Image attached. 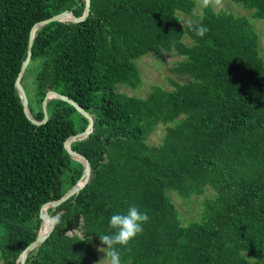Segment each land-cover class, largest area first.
<instances>
[{"label": "trees", "instance_id": "1", "mask_svg": "<svg viewBox=\"0 0 264 264\" xmlns=\"http://www.w3.org/2000/svg\"><path fill=\"white\" fill-rule=\"evenodd\" d=\"M229 1L264 20V0ZM193 7V0H90L86 20L53 22L35 32L20 81L32 73V118L43 119L42 101L51 91L88 112L94 132L70 145L89 161V182L48 208L54 229L27 253L25 264H94V241L114 232L110 217L132 205L150 221L120 248L122 264H264V62L258 36L247 18L206 9L190 24L210 31L199 37L188 25L195 44L178 45L176 13ZM84 8V0H0V264H18L43 231L41 206L60 199L84 171L63 143L88 121L51 99L47 122L36 126L15 88L33 24L66 10L79 18ZM172 49L183 57L172 72L185 82H174L172 90L153 86L145 99L119 91L140 85L136 60ZM159 124L166 125L165 135L149 145ZM209 188L215 194L204 202L201 221L182 225L167 192L188 199ZM74 231L82 236L68 235Z\"/></svg>", "mask_w": 264, "mask_h": 264}, {"label": "rangeland", "instance_id": "2", "mask_svg": "<svg viewBox=\"0 0 264 264\" xmlns=\"http://www.w3.org/2000/svg\"><path fill=\"white\" fill-rule=\"evenodd\" d=\"M193 1L194 7L191 13L186 14L181 11L176 13L181 33L175 38L174 43L183 47H191L195 44L192 37L186 32V27L190 23L199 19L203 12V10L194 11L195 0ZM212 10L216 13L224 12L247 18L258 36L259 55L264 62V20L257 19L252 10L245 9L242 5L229 0H223L222 6ZM182 60L183 57L180 56L174 49L169 52H163L160 55L149 53L135 61L141 80L140 85L135 89L124 86H119L118 89L120 92L125 93L128 96H135L140 99H145L153 86H158L163 90H172L174 88V82L183 83L186 80L185 77L172 72V67ZM22 84L27 93L28 101L31 105L32 103L34 104V82L32 73H27ZM34 108L36 110L38 109L36 105H34ZM165 132L166 125H157L148 137L149 145L159 144L165 135ZM214 194L215 192L209 188L200 196H192L188 199H182L173 191L167 192V195L173 203L182 225L201 221L203 204L205 201L212 199ZM68 235L82 236V233L81 231H74L68 233ZM93 246L97 253L98 261L103 256V253L98 251V248L101 247V242L95 240Z\"/></svg>", "mask_w": 264, "mask_h": 264}, {"label": "water", "instance_id": "3", "mask_svg": "<svg viewBox=\"0 0 264 264\" xmlns=\"http://www.w3.org/2000/svg\"><path fill=\"white\" fill-rule=\"evenodd\" d=\"M85 3V8H84V12L83 15L81 17H76L73 15V13L71 11H63L60 14L54 15L50 18L47 19H43V20H39L37 22H35L30 30V39H29V44H28V55L26 60L23 62L20 72L16 78L15 81V88L17 90L18 96L21 100V104L23 107V112L25 117L32 122L34 125L36 126H40L43 125L47 122L48 120V114H47V110H46V104L48 100L51 99H58L61 100L63 102H66L67 104H69L70 106L74 107L76 109V111L88 121V126L87 128L80 133H77L73 136H71L70 138H68L67 140L64 141L63 146L64 149L67 151V153L74 159L80 161L83 164L84 167V171L83 174L81 176V178L78 180V182L71 188L69 189L60 199L58 200H54L51 202H47L45 204H43L39 210V218L42 222L43 219H48L51 221V225L48 228V230L46 232H44L43 234L41 233V231L39 230L35 240H33L20 254L17 263L18 264H25V259L27 256V253L29 251H31L32 249H34L35 247L39 246L41 243H43L45 241V239L50 235V233L53 231L54 226H55V219L48 214V212L45 210L46 207L48 208H55L57 206H59L60 204L64 203L65 201H67L69 198L75 196L76 194H78V192L89 182L90 180V175H91V168H90V163L87 160V158L85 156H83L82 154L72 151L70 149V145L76 141H81L83 139H85L86 137H88L90 134H92L94 132V118L88 113L86 112L82 107H80L77 103H75L73 100H71L70 98L66 97V96H62L59 95L57 93L48 91L42 101V110H43V119L41 121L35 120L34 118H32L30 111H29V107H28V99L26 96V92L24 87L21 84V78L29 64L30 61V57L32 54V41L34 38V34L35 32L40 29L41 27L49 24V23H53V22H60V23H65V22H73V23H77V22H82L84 20L87 19L89 13H90V0H84ZM42 225V223H41ZM41 229V228H40Z\"/></svg>", "mask_w": 264, "mask_h": 264}, {"label": "clouds", "instance_id": "4", "mask_svg": "<svg viewBox=\"0 0 264 264\" xmlns=\"http://www.w3.org/2000/svg\"><path fill=\"white\" fill-rule=\"evenodd\" d=\"M223 0H195L196 10L214 9L222 6ZM189 27L199 37H204L210 29L203 24H189ZM150 221L146 211L142 212L132 205L126 214H113L109 220V228L114 232L99 235L101 247L98 248L103 256L95 264H122L120 248L129 245L144 231V225Z\"/></svg>", "mask_w": 264, "mask_h": 264}, {"label": "bare ground", "instance_id": "5", "mask_svg": "<svg viewBox=\"0 0 264 264\" xmlns=\"http://www.w3.org/2000/svg\"><path fill=\"white\" fill-rule=\"evenodd\" d=\"M45 210L47 211L48 210V207L45 208ZM43 224H42V229L43 231H41V233L43 234L44 232H46L48 230V228L50 227L51 225V221L48 220V219H43Z\"/></svg>", "mask_w": 264, "mask_h": 264}]
</instances>
